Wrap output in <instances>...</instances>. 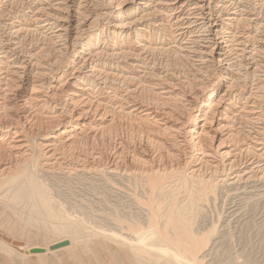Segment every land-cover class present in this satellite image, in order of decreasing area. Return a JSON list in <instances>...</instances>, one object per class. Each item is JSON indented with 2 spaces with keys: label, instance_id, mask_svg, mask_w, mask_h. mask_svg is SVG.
<instances>
[{
  "label": "bare ground",
  "instance_id": "1",
  "mask_svg": "<svg viewBox=\"0 0 264 264\" xmlns=\"http://www.w3.org/2000/svg\"><path fill=\"white\" fill-rule=\"evenodd\" d=\"M89 177L169 199L129 244L199 264V202L264 192V0H0V195Z\"/></svg>",
  "mask_w": 264,
  "mask_h": 264
},
{
  "label": "rangeland",
  "instance_id": "2",
  "mask_svg": "<svg viewBox=\"0 0 264 264\" xmlns=\"http://www.w3.org/2000/svg\"><path fill=\"white\" fill-rule=\"evenodd\" d=\"M127 133V129L122 130V134ZM38 180L55 203H43L38 194L39 198L22 193L0 195V264L186 263V257L173 246L158 252L153 247L138 250L129 244L135 233L153 229L154 225V228L161 226L172 237L166 227L168 212L159 209L169 199L152 197L144 183L99 177ZM5 190L2 187L1 191ZM184 190L183 187L180 192ZM214 193H210L208 201L199 202L204 205L203 211H198V206L195 216L190 217H195L192 218L195 241L198 236L196 244L200 245L195 251L202 250V254L197 251L198 256L202 255L199 264H264V192L251 197L234 196L227 191ZM182 195L179 197L183 198ZM59 212L63 217L57 215ZM65 240L70 242V247L49 252L50 245ZM17 241L26 243L27 247L16 246ZM32 248H45L47 252L28 254Z\"/></svg>",
  "mask_w": 264,
  "mask_h": 264
},
{
  "label": "water",
  "instance_id": "3",
  "mask_svg": "<svg viewBox=\"0 0 264 264\" xmlns=\"http://www.w3.org/2000/svg\"><path fill=\"white\" fill-rule=\"evenodd\" d=\"M14 244L16 246H24V244L22 242H14ZM70 246V243L68 241H64V242H59V243H56L52 246H50L49 250L50 252H57V251H60V250H63L65 248H68ZM47 252V250L45 248H32L29 250V253L28 254H31V255H36V254H45Z\"/></svg>",
  "mask_w": 264,
  "mask_h": 264
}]
</instances>
